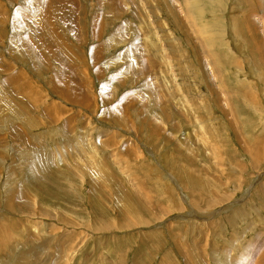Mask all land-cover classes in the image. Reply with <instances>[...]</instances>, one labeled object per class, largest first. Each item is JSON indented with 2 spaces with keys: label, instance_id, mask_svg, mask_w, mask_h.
Wrapping results in <instances>:
<instances>
[{
  "label": "rangeland",
  "instance_id": "1",
  "mask_svg": "<svg viewBox=\"0 0 264 264\" xmlns=\"http://www.w3.org/2000/svg\"><path fill=\"white\" fill-rule=\"evenodd\" d=\"M0 230V264H264V0H0Z\"/></svg>",
  "mask_w": 264,
  "mask_h": 264
},
{
  "label": "bare ground",
  "instance_id": "2",
  "mask_svg": "<svg viewBox=\"0 0 264 264\" xmlns=\"http://www.w3.org/2000/svg\"><path fill=\"white\" fill-rule=\"evenodd\" d=\"M193 8V7H192ZM45 214V213H44ZM45 215H47V214H45ZM7 228V227H6ZM1 230H6V229H1ZM1 230H0V233H1ZM9 231V230H8ZM5 231H3V233H4ZM6 232H7V230H6ZM1 236V235H0ZM1 238V237H0ZM7 239V238H6ZM0 240H2V239H0ZM2 244H3V241H0V246H2Z\"/></svg>",
  "mask_w": 264,
  "mask_h": 264
}]
</instances>
